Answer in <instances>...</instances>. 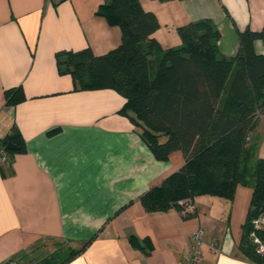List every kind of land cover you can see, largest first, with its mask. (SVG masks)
<instances>
[{
	"label": "crops",
	"instance_id": "crops-1",
	"mask_svg": "<svg viewBox=\"0 0 264 264\" xmlns=\"http://www.w3.org/2000/svg\"><path fill=\"white\" fill-rule=\"evenodd\" d=\"M106 1L0 0V138L15 128L24 144L0 167V264H179L200 228L202 264H256L240 249L251 187L239 185L232 201L196 197L189 217L146 212L141 197L184 166L183 153L157 160L119 113L122 95L76 90L59 73L58 52L103 56L121 45V29L96 15ZM139 1L159 23L150 37L158 45L149 56L154 70L191 23L211 20L227 58L240 49L239 32L264 28V0ZM256 51L263 54L262 42ZM14 88L25 100L7 106L5 93ZM249 140L253 171L264 159V115ZM212 242L220 253L210 251Z\"/></svg>",
	"mask_w": 264,
	"mask_h": 264
},
{
	"label": "trees",
	"instance_id": "trees-1",
	"mask_svg": "<svg viewBox=\"0 0 264 264\" xmlns=\"http://www.w3.org/2000/svg\"><path fill=\"white\" fill-rule=\"evenodd\" d=\"M96 15L121 29V45L103 56L90 50L58 52L59 73L70 75L76 90L117 91L126 100L119 113L140 129L155 158L166 161L181 151L186 160L141 197L146 212H181L200 196L232 201L239 185L251 187L240 249L250 261L264 264L250 239L252 221L264 216V159L253 171L246 163L250 135L264 115V52L256 51L258 41L264 48V28L239 32L240 49L227 58L219 51L221 33L211 20L186 25L178 31L182 45L163 51L152 73L149 56L158 45L150 37L159 28L156 17L139 0H107ZM5 97L7 106L25 100L21 88L7 90ZM8 143L18 147L9 151L11 158L24 151L15 128L0 138V147ZM258 234L264 239V231ZM132 244L138 247L135 238Z\"/></svg>",
	"mask_w": 264,
	"mask_h": 264
},
{
	"label": "built area",
	"instance_id": "built-area-1",
	"mask_svg": "<svg viewBox=\"0 0 264 264\" xmlns=\"http://www.w3.org/2000/svg\"><path fill=\"white\" fill-rule=\"evenodd\" d=\"M12 163V158L9 154V150L4 147H0V166H10ZM180 205H184L180 202ZM184 209L181 211L183 215L194 214L195 207L193 204L184 205ZM253 232L250 235V239L254 246L256 247V252L259 255L264 256V239L259 236L258 231H264V216L256 218L252 221ZM205 230L200 228L195 231L191 237L190 241V254L189 257L180 262L179 264H202V249L205 245ZM209 249L214 254L220 253V249L216 242L209 244ZM16 264V263H9Z\"/></svg>",
	"mask_w": 264,
	"mask_h": 264
},
{
	"label": "water",
	"instance_id": "water-1",
	"mask_svg": "<svg viewBox=\"0 0 264 264\" xmlns=\"http://www.w3.org/2000/svg\"><path fill=\"white\" fill-rule=\"evenodd\" d=\"M7 150H9V151H17L18 150V147L17 146H15L14 144H12V143H8V145H7Z\"/></svg>",
	"mask_w": 264,
	"mask_h": 264
},
{
	"label": "rangeland",
	"instance_id": "rangeland-1",
	"mask_svg": "<svg viewBox=\"0 0 264 264\" xmlns=\"http://www.w3.org/2000/svg\"><path fill=\"white\" fill-rule=\"evenodd\" d=\"M154 69H155V68L153 67V68H152V73L155 72Z\"/></svg>",
	"mask_w": 264,
	"mask_h": 264
}]
</instances>
